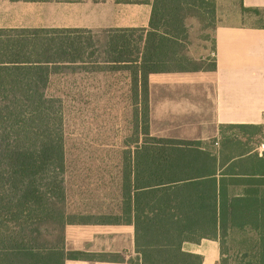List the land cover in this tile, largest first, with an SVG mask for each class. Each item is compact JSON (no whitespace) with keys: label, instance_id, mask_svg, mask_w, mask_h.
<instances>
[{"label":"trees","instance_id":"16d2710c","mask_svg":"<svg viewBox=\"0 0 264 264\" xmlns=\"http://www.w3.org/2000/svg\"><path fill=\"white\" fill-rule=\"evenodd\" d=\"M189 6V0H154L148 30L107 34L106 52L112 58L107 62L130 72L135 100L141 95L144 109V140L123 164L121 215L112 222H128L133 214L136 249L146 264H199L200 258L181 253V246L202 238L220 240L225 264H264V227L259 244L249 240L250 230L264 224V179H254L252 169L264 161L251 151L230 154L222 145L213 152L199 141L149 134L150 73L216 69L215 57L208 67L168 66L180 62L183 12ZM253 12L260 15L257 9ZM81 35L73 30L0 34V264L97 259L64 252L61 236L50 241V233L40 231L42 225L54 223L60 232L65 224L90 220L66 221L60 178L66 165L62 104L45 94L52 73L84 62L71 57L82 52L76 38ZM235 127L260 128L224 125L220 136ZM250 250L257 258H249Z\"/></svg>","mask_w":264,"mask_h":264},{"label":"crops","instance_id":"0c3cea01","mask_svg":"<svg viewBox=\"0 0 264 264\" xmlns=\"http://www.w3.org/2000/svg\"><path fill=\"white\" fill-rule=\"evenodd\" d=\"M153 2L0 0V34L54 35L73 30L106 36L112 31L148 30ZM238 9L239 13L241 9L262 11L264 0H239ZM213 39L214 71L172 70L148 75L150 136L199 141L211 148L219 143L220 126L264 127V27L218 24ZM251 152L264 161V152ZM262 166L258 163L252 168L256 170L254 179H264ZM129 217L128 222L121 223H113V219H90L65 224L55 238L58 241L62 237L64 252H78L97 259L62 257V264H146L136 249L133 214ZM262 227L264 224L260 223V230H250V243L259 244ZM181 253L198 256L199 264L227 262L218 238L183 242ZM249 258H257L255 250H250Z\"/></svg>","mask_w":264,"mask_h":264},{"label":"rangeland","instance_id":"374dc122","mask_svg":"<svg viewBox=\"0 0 264 264\" xmlns=\"http://www.w3.org/2000/svg\"><path fill=\"white\" fill-rule=\"evenodd\" d=\"M189 1L192 6L183 12L181 59L169 67H208L214 57L213 31L218 24L264 27V10L259 16L243 9L239 13V0ZM76 38L82 52L71 57L84 62L60 67L50 75L45 90L47 96L62 104L66 165L60 178L65 190L66 221L114 219L121 215L123 164L144 140L142 97L135 100L130 72L108 64L112 58L106 52L107 35ZM131 39L135 44L137 34ZM263 141V126L228 128L218 146L210 150L217 152L225 145L226 152L237 155L255 150ZM58 229L53 223L42 225L40 231H48L51 237L46 239L52 241Z\"/></svg>","mask_w":264,"mask_h":264},{"label":"built area","instance_id":"2783aa9c","mask_svg":"<svg viewBox=\"0 0 264 264\" xmlns=\"http://www.w3.org/2000/svg\"><path fill=\"white\" fill-rule=\"evenodd\" d=\"M217 145H218V144L215 143V146H217ZM255 151H257V153H259V154H261V153L264 152V141L260 144L259 147H257V148L255 149Z\"/></svg>","mask_w":264,"mask_h":264}]
</instances>
